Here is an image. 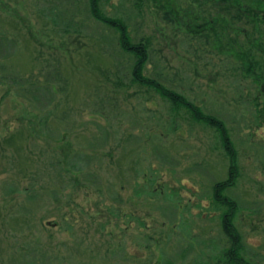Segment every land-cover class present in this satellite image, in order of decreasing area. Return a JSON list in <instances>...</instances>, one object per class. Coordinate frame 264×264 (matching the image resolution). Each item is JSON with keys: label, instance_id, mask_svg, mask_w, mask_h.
Here are the masks:
<instances>
[{"label": "rangeland", "instance_id": "374dc122", "mask_svg": "<svg viewBox=\"0 0 264 264\" xmlns=\"http://www.w3.org/2000/svg\"><path fill=\"white\" fill-rule=\"evenodd\" d=\"M85 1L0 0V264L34 234L94 260L121 241L142 262L227 264L224 217L237 255L264 264V23L237 0H100L149 39L145 74L223 121L226 151L216 128L115 67ZM66 6L88 20L80 33L51 19ZM49 64L66 85L43 127L13 77L44 83Z\"/></svg>", "mask_w": 264, "mask_h": 264}, {"label": "trees", "instance_id": "16d2710c", "mask_svg": "<svg viewBox=\"0 0 264 264\" xmlns=\"http://www.w3.org/2000/svg\"><path fill=\"white\" fill-rule=\"evenodd\" d=\"M234 2V0H232ZM232 1L229 0L231 3ZM243 1V2H241ZM237 2L246 3L245 6L249 8V12L254 18V22L264 23V0H237ZM240 3V4H241ZM86 11L90 16L91 20L95 21L103 28L106 29L107 34L102 38L103 41L99 44L102 49V45L108 47L110 50L107 51L111 53L113 59L115 61V67L119 68L120 66H124L128 75L130 82H136L141 86H146L156 93H158L165 101L171 102L175 109L185 108L189 110L192 117L200 123L209 124L210 126L216 128L219 133V137L224 142V148L226 151H229L228 139L229 136L225 130L223 121L214 117L213 114L206 113L201 107L194 105L193 102H190L189 99L181 92L174 90L173 88L166 85L164 82L156 78L155 76L147 75L144 73L145 65L149 61V39L140 38L138 40H133L130 35L129 25L125 19L119 16H111L106 14L100 5V0H86ZM171 5H168L170 7ZM229 9V7H226ZM45 9H47L45 7ZM51 9V8H50ZM44 10V9H43ZM169 10V9H168ZM56 12V13H55ZM51 19H55V23H59L63 21L65 23L64 32H68V28L71 29L76 27V31L80 33L81 27L88 22L87 19H79L75 20V12L70 10L67 6L65 8H61L58 12L55 10H51L50 12ZM55 13V14H54ZM81 14V13H80ZM88 16V17H89ZM89 18V19H90ZM59 20V21H58ZM257 23V24H258ZM6 39L0 38V58H6V55L3 50L7 48L4 45ZM99 41V40H97ZM98 44V42H97ZM17 45L15 44V48ZM15 54L16 51L14 50ZM47 68V69H45ZM50 64L43 66L39 69V73L42 75V70H48L44 72L42 75L44 83L37 82L36 84H32L27 78L22 76L13 77V82L17 85V89H21L23 91H27V100L31 102V104L35 105V108L44 111V115L41 116L40 124L43 127L49 125V117L52 115L51 108H49L52 103L55 101L56 92L63 91L66 85V77H63L59 72V69L49 70ZM4 79H8L5 78ZM55 79V80H53ZM27 80V81H25ZM117 80H120L117 78ZM63 82L62 87L60 82ZM27 82V86L26 85ZM57 85L58 88H55ZM20 93V92H19ZM47 109V110H46ZM78 167L76 169H80ZM225 182L218 183L215 186V193L218 196H221L219 193L223 192V189L226 187ZM222 204H227L229 201L228 198L221 197ZM30 215V219H35L37 221L38 217L34 211ZM29 219V220H30ZM41 221V219H40ZM65 226H62V230L73 229L72 225L66 224V219L64 220ZM222 226L224 232L228 236V248H226L222 255L227 259V264H250L237 255L235 250L237 244V238L233 233V224L229 219L224 217L222 222ZM64 246L62 249L61 246L57 244H53L50 242H45L39 238L38 235L34 234L33 237H27V244L24 245V252L18 258L11 257L9 259L10 264H129L130 259L133 258V264H152L149 259L146 262H142L139 259H136L133 253L127 251V247L124 242L114 241L112 242L108 248L104 252H102L99 258L92 259L89 255L91 251V247H87L82 249L80 243L76 241V239L71 242H63ZM221 261V260H219Z\"/></svg>", "mask_w": 264, "mask_h": 264}]
</instances>
